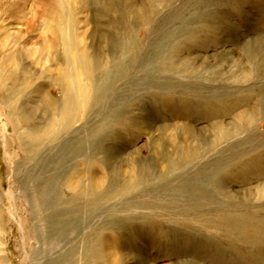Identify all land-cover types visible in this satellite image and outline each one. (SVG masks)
<instances>
[{
    "label": "rangeland",
    "instance_id": "rangeland-1",
    "mask_svg": "<svg viewBox=\"0 0 264 264\" xmlns=\"http://www.w3.org/2000/svg\"><path fill=\"white\" fill-rule=\"evenodd\" d=\"M0 226V264H264V0H0Z\"/></svg>",
    "mask_w": 264,
    "mask_h": 264
},
{
    "label": "bare ground",
    "instance_id": "bare-ground-1",
    "mask_svg": "<svg viewBox=\"0 0 264 264\" xmlns=\"http://www.w3.org/2000/svg\"><path fill=\"white\" fill-rule=\"evenodd\" d=\"M38 14V13H37ZM36 18V17H35ZM34 22V21H33ZM33 24V23H32ZM35 26V25H34ZM29 29V28H28ZM88 64V63H87ZM80 74V73H79ZM74 78V77H73ZM71 81V80H70ZM75 81H78V80H75ZM73 82V81H72ZM73 83H75V82H73ZM74 86H75V84H74ZM72 87V86H71ZM40 90H42V88L40 89ZM40 90H37L38 92H40L41 94H42V91H40ZM77 91V90H76ZM45 93V92H44ZM77 93V92H76ZM25 103V102H24ZM68 111V110H67ZM69 113V112H68ZM67 113V114H68ZM34 114V113H33ZM30 115V113L29 112H27L25 115H21L20 117H21V119H23V120H26V119H28V116ZM69 115V114H68ZM13 116V115H12ZM67 116V115H66ZM19 117V118H20ZM65 117V116H64ZM68 117V116H67ZM66 119V118H65ZM17 122H18V120H17ZM57 122V121H56ZM53 123V122H52ZM57 124H59V123H57ZM47 127V126H46ZM61 127V126H60ZM42 128H44V127H42ZM32 129H37L38 130V128H36V127H34V128H32ZM55 129V128H54ZM57 129V128H56ZM190 129V128H189ZM188 128H187V132H190V130H189ZM41 130V129H40ZM53 130V129H52ZM60 130V129H59ZM192 130V129H191ZM230 130H229V128L227 127V128H225V129H219V135L223 138V137H226V136H228L229 134H231L230 132H229ZM33 132V131H32ZM31 133V132H30ZM47 133V132H46ZM191 133V132H190ZM46 136H47V134H46ZM48 137V136H47ZM192 137V136H191ZM229 137V136H228ZM200 138V137H199ZM219 139V138H218ZM0 230H1V226H0Z\"/></svg>",
    "mask_w": 264,
    "mask_h": 264
}]
</instances>
